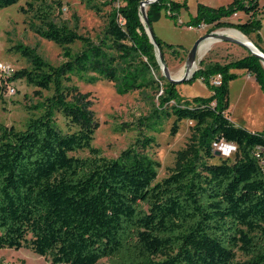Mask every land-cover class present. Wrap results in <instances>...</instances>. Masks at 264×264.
I'll return each instance as SVG.
<instances>
[{
  "label": "trees",
  "instance_id": "obj_1",
  "mask_svg": "<svg viewBox=\"0 0 264 264\" xmlns=\"http://www.w3.org/2000/svg\"><path fill=\"white\" fill-rule=\"evenodd\" d=\"M19 1L0 0V10ZM76 1L97 15L110 8L96 42L50 21L60 0H30L23 12L42 24L36 30L41 39L65 48V62L51 66L35 50L15 46L30 69L10 76L0 70V101L18 80L37 94L51 92L24 130L0 124V249L26 247L50 264H264V131L249 132L228 118L230 83L243 76L237 72L252 76L264 94L260 60L247 51L226 63L202 61L190 81L199 80L209 96L182 101L177 86L161 75L141 21L144 0ZM263 1L198 4L188 27L254 34L250 42L264 54L258 20ZM183 8L185 1L157 0L147 7L148 24L162 11L176 21ZM239 13L245 21L231 22ZM154 38L164 59L172 46ZM75 43L82 49L72 56L67 47ZM72 76L114 82L121 94L161 89V111L139 126L151 129L173 117L175 136L181 121L192 123L189 143L176 152L165 178L157 182L159 163L140 153L156 145L152 137L141 136L115 159L92 146L96 124L86 97L64 86ZM55 112L63 116L64 131ZM221 141L236 146L234 158L213 155L212 145Z\"/></svg>",
  "mask_w": 264,
  "mask_h": 264
},
{
  "label": "rangeland",
  "instance_id": "obj_2",
  "mask_svg": "<svg viewBox=\"0 0 264 264\" xmlns=\"http://www.w3.org/2000/svg\"><path fill=\"white\" fill-rule=\"evenodd\" d=\"M29 1L20 0L14 6L0 10V63L12 67L15 71L30 69L28 61L14 50L15 46H24L35 50L45 63L51 66H59L65 62L63 58L65 48L38 36L36 30L42 29V24L33 18L32 13L23 12ZM176 1L186 2V8L180 10L176 21L166 17L165 12L162 11L149 26L158 39L172 46V50L164 53V61L172 78L176 77L181 70L184 71L187 54L199 38L210 33L218 34L220 31L233 30H211L208 26L188 27V23L196 16L198 4L217 8L229 5L232 0ZM60 2L62 8L53 13L50 19L52 23L75 29L79 35L90 38L94 42L101 37L107 24L109 7H101L102 11L97 15L86 5L76 0H60ZM261 5H264V1L261 2ZM245 19V16L239 13L236 17L231 18V22H244ZM258 20L260 22L259 35L264 45V11L258 16ZM248 37H245L248 41H256L254 34H250ZM67 49L74 56L81 51L82 46L80 43H75L68 46ZM173 50L177 52L172 53ZM246 54L247 50L240 46L215 41L205 53L199 51L197 55L199 63H196L194 70L200 68L202 61L204 64L209 62L226 63L239 59ZM237 74L243 75L244 72H237ZM245 83V75L230 83L228 118L236 126L245 128L249 132H262L264 131V102L257 97L254 90L249 86L247 87L248 92L252 94L251 99L239 101L237 97V92ZM64 86L77 88L79 93L86 97L88 110L96 124L92 146L99 149L104 158H117L124 150L132 146L136 139L145 136L154 138L156 143L155 146L140 152L142 156L159 163L156 181L165 178L170 169L175 167L176 152L184 149L189 143L192 123L187 120L181 121L175 136L170 135L173 117L159 119L151 129L138 124L141 119L150 118L155 110L161 111L158 103V97L162 93L161 89L147 88L121 94L114 82L98 80L87 83L80 80L78 76H72V82L70 84L64 83ZM36 90L35 87L29 86L25 80L16 81L14 93L5 96L0 101V124L7 128L11 127L15 131H21L24 130L30 118L38 117L43 111L45 98L50 96L51 92L41 91L37 94L35 93ZM177 91L182 101L209 96V92L199 80L181 83L177 85ZM29 107L35 108L29 109ZM54 118L56 126L64 131L65 125L62 114L55 112ZM74 155L85 158L88 153L78 152ZM234 157L235 154L232 153L230 158ZM238 259H242V257L238 256ZM0 260H3L5 264H50L26 247L18 250L0 249ZM99 264L108 263L106 260H102Z\"/></svg>",
  "mask_w": 264,
  "mask_h": 264
},
{
  "label": "water",
  "instance_id": "obj_3",
  "mask_svg": "<svg viewBox=\"0 0 264 264\" xmlns=\"http://www.w3.org/2000/svg\"><path fill=\"white\" fill-rule=\"evenodd\" d=\"M156 1L157 0H144V1H142L140 3V6H139V12L141 15V21L145 26V32H146L147 36L149 37L150 42L153 44V46L155 48V56H156V59H157L159 66H160L161 75L163 78H165V80L168 83L177 86V85L184 83L186 81H190L193 73L196 71V70H194V67L196 66L197 62L199 63V58L197 57V55L200 51L201 45L207 39H214L215 41H223V42H228V43H232V44H235L237 46H240V47L246 49L250 55L259 59L262 66L264 67V54L262 52H260L253 45V43H251L250 41H246V43L249 44L252 47V49L248 48V46L245 43H243L237 39H234L232 37L220 35L217 33H210L206 36L199 38L196 41V43L194 44V46L192 47V49L188 52L185 63H184V72H183L182 77H180V78L173 77L172 78L170 73H169V70H168V68L164 62L163 56H162V54H161L160 50L158 49V46L155 42L154 34H153L151 28L149 27V24L147 21V15H146L147 7L150 4L155 3ZM156 51H157V54H156ZM213 155L215 157H221L220 152H218V151H215L213 153Z\"/></svg>",
  "mask_w": 264,
  "mask_h": 264
},
{
  "label": "built area",
  "instance_id": "obj_4",
  "mask_svg": "<svg viewBox=\"0 0 264 264\" xmlns=\"http://www.w3.org/2000/svg\"><path fill=\"white\" fill-rule=\"evenodd\" d=\"M0 70L7 76H10L15 72V70L12 67L4 66L1 63H0ZM13 93H14V86H9L6 96L11 95ZM212 149L214 152L215 151L220 152V155L222 157H230L232 153L234 154L236 152V146L235 145L225 143L224 141H221L219 143H214L212 145Z\"/></svg>",
  "mask_w": 264,
  "mask_h": 264
},
{
  "label": "crops",
  "instance_id": "obj_5",
  "mask_svg": "<svg viewBox=\"0 0 264 264\" xmlns=\"http://www.w3.org/2000/svg\"><path fill=\"white\" fill-rule=\"evenodd\" d=\"M245 80H246L245 85H243L237 92V97L239 101H241L242 99H251L252 94L251 92H248V87H247L249 86L252 90H254V93L257 95V97H259L264 102V94L260 91L257 83L255 82V79L250 75H245Z\"/></svg>",
  "mask_w": 264,
  "mask_h": 264
},
{
  "label": "bare ground",
  "instance_id": "obj_6",
  "mask_svg": "<svg viewBox=\"0 0 264 264\" xmlns=\"http://www.w3.org/2000/svg\"><path fill=\"white\" fill-rule=\"evenodd\" d=\"M218 34H221V35H227V36H230L234 39H237L243 43H245L248 48L252 49V47L246 43V41H248V39H246L243 35H241L239 32L235 31V30H230V31H220L218 32ZM215 43V40L214 39H207L202 45H201V48H200V52L201 53H205L208 48ZM203 55V54H202ZM183 70L180 71V73L176 76V78H180L182 77L183 75Z\"/></svg>",
  "mask_w": 264,
  "mask_h": 264
}]
</instances>
